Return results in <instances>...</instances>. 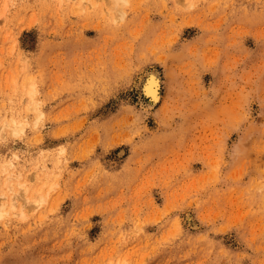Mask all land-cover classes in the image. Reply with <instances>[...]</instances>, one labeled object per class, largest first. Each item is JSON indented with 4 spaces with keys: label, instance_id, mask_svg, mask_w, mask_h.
I'll return each mask as SVG.
<instances>
[{
    "label": "rangeland",
    "instance_id": "rangeland-1",
    "mask_svg": "<svg viewBox=\"0 0 264 264\" xmlns=\"http://www.w3.org/2000/svg\"><path fill=\"white\" fill-rule=\"evenodd\" d=\"M112 1L0 0V264H264V0Z\"/></svg>",
    "mask_w": 264,
    "mask_h": 264
},
{
    "label": "bare ground",
    "instance_id": "bare-ground-1",
    "mask_svg": "<svg viewBox=\"0 0 264 264\" xmlns=\"http://www.w3.org/2000/svg\"><path fill=\"white\" fill-rule=\"evenodd\" d=\"M124 2H125V0H123ZM112 2H118V1H112ZM122 2V1H121ZM114 4V5H118V4ZM118 3H120V0H119V2ZM151 73V72H150ZM148 75V74H147ZM158 76V75H157ZM146 81L145 82H142L143 83V92H145V94H147L149 97H151V103L152 104H155V103H157L159 100H160V92H159V89H160V81H159V78L158 77H156V75L154 74V73H151V74H149L148 76H147V78L145 79ZM8 177V176H7ZM23 184V183H22ZM21 184H19V186H20ZM23 186H24V184H23ZM22 187V186H21ZM23 188V187H22ZM27 189V188H26ZM25 189V190H26ZM33 198H36V196H34ZM34 200L35 199H33V203H34ZM36 200H37V198H36ZM39 201L41 200V199H38ZM37 200V201H38ZM37 201H35V202H37ZM4 203H6V202H4ZM2 204V203H1ZM12 204H14L13 202H12ZM37 205H39V202H37L36 203ZM34 205V206H32V209L35 207L36 208V206L37 205ZM41 204V203H40ZM15 205V204H14ZM13 207V206H12ZM15 207V206H14ZM21 208V207H20ZM19 208V209H20ZM34 208V209H35ZM31 209V210H32ZM33 209V210H34ZM22 210V209H21ZM23 211H21V213H22ZM20 213V214H21ZM3 215V212H2V210H0V217ZM22 216H24L23 214H22Z\"/></svg>",
    "mask_w": 264,
    "mask_h": 264
}]
</instances>
